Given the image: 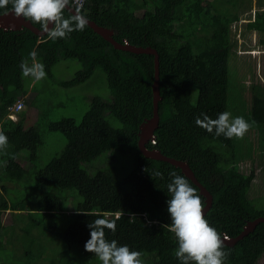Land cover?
Here are the masks:
<instances>
[{
    "label": "trees",
    "instance_id": "1",
    "mask_svg": "<svg viewBox=\"0 0 264 264\" xmlns=\"http://www.w3.org/2000/svg\"><path fill=\"white\" fill-rule=\"evenodd\" d=\"M258 4L253 21L246 27L260 34L264 46V0H258ZM240 8L242 0H88L80 10L90 21L113 30L117 42L127 40L131 46L157 51L160 123L154 134L155 144L150 142L147 148L188 163L213 197L205 218L222 236L230 238H237L248 222L264 217V208L257 207L249 193L256 172L251 168L250 174H244L240 165L246 159L254 161L259 153L264 170V85H253L249 106L240 93L236 91L232 96L231 91L233 47L227 40L232 24L240 19ZM10 10L11 5L0 9V14ZM65 15L71 13L66 9ZM34 25L41 30L40 25ZM33 51L51 79L60 61L81 63L82 70L73 79L60 82L65 88L84 84L98 68L102 69L112 99L93 98L89 106H84L86 113L81 123L71 117L51 120L45 109L31 128L27 127L23 111L18 114L20 119L13 121L8 116L9 108L26 94L20 64L22 60L31 63L29 53ZM154 80L153 55L115 49L88 25L82 32L74 31L55 41L47 35L40 38L28 29L0 28V131L8 137L5 149L13 154L1 153L6 159H2L5 174L0 175V182L27 178L28 170L19 159L26 151L28 158H38L44 130L61 134L67 141L63 151L36 174L34 181L27 180L30 190L25 193L26 200L10 203L8 189L4 186L0 191V252L22 241L24 247L26 243L30 245L25 252L27 259L19 264H36L40 260L35 254L44 250H34L41 237L38 230L34 237H30L32 231H25L27 236L19 240L14 238V231L8 230L6 245L3 244L7 228L1 221L4 212L26 207L52 220L46 233L67 246L53 264H101L84 249L89 239L86 225L98 217L115 220L116 232L106 230V239L141 251L145 264H179L175 257L177 242L169 230L167 184L171 172L185 175L170 163L145 157L138 146L140 126L153 117ZM234 100L242 110L240 116L250 122V130L257 136L256 147L245 136L250 144L247 154L240 151V139L215 137L195 123L201 113L213 119L224 111L232 113ZM109 117L123 128L113 127ZM108 153L113 158L117 154L131 156L133 165L126 176H119L122 168L91 165ZM102 159L107 162V158ZM88 169L95 170L94 174ZM156 172L162 175L156 176ZM189 182L205 203L200 189ZM70 191H77L82 201L67 214L63 194ZM75 251L81 252L79 260ZM225 251L229 253L226 264H258L264 256V223L235 246H226Z\"/></svg>",
    "mask_w": 264,
    "mask_h": 264
},
{
    "label": "rangeland",
    "instance_id": "2",
    "mask_svg": "<svg viewBox=\"0 0 264 264\" xmlns=\"http://www.w3.org/2000/svg\"><path fill=\"white\" fill-rule=\"evenodd\" d=\"M206 1L212 2L213 0ZM258 9V0H242V8L239 9L240 19L238 22L232 24L230 35L227 40L233 47L230 65L232 67L231 75L233 81L231 91H234L232 92V96L237 91V93L241 94L247 106H249L251 102V89L253 85L258 83L264 85V46L260 43V34L252 30L250 31L246 27L248 22L253 21L255 12ZM81 70L82 65L77 60H62L53 69V79L47 75L46 79L33 85L29 78H24V89L26 90V94L19 97V100L24 103V105L21 104V109H19V111H23V116L27 119L26 124L28 128L34 126V123L37 121L38 117H40L39 115L44 109L49 112L48 117L51 120L71 117L75 118L78 123H81L86 113L84 106H89L93 98L101 97L104 100L112 99L106 74L100 68H98L94 76L84 84L72 88H65L60 85L61 81H70ZM234 102L236 107L231 111L234 116H240L242 110H239L237 101L234 100ZM19 119L20 115H18L17 120ZM108 121L115 128H123V125L113 117H109ZM41 131H43V129ZM42 134L44 145L39 151L38 158L35 160L28 158L29 152L26 151L22 153L23 155L19 159L21 164L28 170L27 178L19 182H8L6 180L0 182V191H2L4 186L8 189L7 199L11 201L10 203L26 200L25 193L30 190L28 186L26 187L28 184L27 180L34 181L36 174L45 168L52 158L58 156L66 146L67 141L63 135L49 133L47 130H44ZM245 136L250 138L252 147L257 146V136L254 131L249 130ZM249 147L250 144L245 137L240 139V151L243 154H247ZM3 152L8 154L11 153L6 149L0 151V153ZM102 158H107V162ZM102 158V160L99 159L96 163L91 165L93 166L98 163L100 167L103 168L112 166L117 169L122 168V171L118 173L120 177L126 176L128 174L126 172H128L133 165L132 158L128 155L117 154V157L113 158L110 153H108L107 156ZM2 159H6V157L0 154V175L5 174ZM259 162V153H257L254 161L246 159L240 162V165L241 171L244 174H250L251 168L255 170L256 179L249 192L250 198L255 202L254 204L257 207L264 208V170ZM88 172L93 175L95 170L90 171L88 169ZM55 193L58 194L57 191H55ZM59 195L62 196L61 194ZM63 197L65 199L64 209L67 214H71V212H73L72 210L76 209L78 203L82 201L77 191L64 193ZM26 206L28 208L31 205L26 202ZM6 212H8V214L6 216L4 215L1 220L2 224H7V222L10 224L2 235L5 244V235L8 230L9 232H24L21 234H13L14 238L18 240L27 236L25 231L28 233L32 231V236L30 237H34V231L36 232L38 230L41 237L38 238V243L34 250H44V252L35 254V256L40 257V260L36 264H53L60 258L61 254L66 251L67 246L62 240L56 239L54 236L46 233L48 227L52 224V220L46 218L45 215L37 214L31 216L28 213L35 212V209L30 211L29 209L27 210L26 207L17 209L16 211ZM31 218L43 219V224L37 229V227L30 224ZM28 245L30 244L26 243L24 247L22 241L11 247L7 245L5 250L0 252V261L7 264L22 263L23 260L27 259L25 252ZM74 255L78 260L81 258L80 251H75ZM5 256H7V258H5ZM262 263L264 264V256L258 264Z\"/></svg>",
    "mask_w": 264,
    "mask_h": 264
},
{
    "label": "clouds",
    "instance_id": "3",
    "mask_svg": "<svg viewBox=\"0 0 264 264\" xmlns=\"http://www.w3.org/2000/svg\"><path fill=\"white\" fill-rule=\"evenodd\" d=\"M9 5H11V14L33 25H40L43 33L53 41L65 39L74 31L82 32L89 24L86 16L80 14V10H84L86 5L78 9L72 5V0H0V9H7ZM69 6L77 11L66 16L65 10ZM36 56V52L33 51L29 53L31 63L28 60H22L20 64L22 76L29 78L33 85L47 77L45 65L39 62ZM20 112L12 119L13 121H17ZM195 123L207 133L214 134L215 137L223 136L226 139H243L251 128L250 122L243 116H233L229 111L217 114L215 119L206 113H201ZM150 142L155 144L156 138ZM7 145L8 137L0 131V151H3ZM155 175L162 174L156 172ZM169 175L171 180L167 184L169 198L166 204L171 220L169 230L177 242L175 257L179 264H226L229 253L225 251V242L228 238L222 236L205 218V203L197 194L196 188L183 175L175 172ZM86 227L89 229V239L85 242L84 249L94 254L101 264H145L141 251L133 250L129 245L120 244L115 239H106V230L113 234L116 232L115 220L98 217L91 220Z\"/></svg>",
    "mask_w": 264,
    "mask_h": 264
},
{
    "label": "water",
    "instance_id": "4",
    "mask_svg": "<svg viewBox=\"0 0 264 264\" xmlns=\"http://www.w3.org/2000/svg\"><path fill=\"white\" fill-rule=\"evenodd\" d=\"M67 10L71 14L77 11L72 6H69ZM88 26L91 27L97 35L101 36L103 39L109 42L115 49L122 51H129L136 54H149L154 56L155 80L152 85L153 117L148 121L144 122L140 126L138 146L140 151L145 157L156 161L167 162L173 165L174 167L179 168L182 174H184L185 177L191 180L192 183L195 184L200 189V194L205 198L204 215L206 216L213 205V197L206 190V188L197 180L195 174L189 167L188 163L164 156L159 150L156 149L150 150L147 148V144L151 140L155 139L154 134L155 131L158 129L160 123L159 103L160 101H162V97L160 95V62L157 51L151 47L142 48V47L131 46L127 40H125L124 43H119L114 39L113 30L99 26L93 21L89 20ZM0 28L6 31L7 30L21 31L23 29H28L34 32L39 37H43L44 35H46L43 33L42 30L38 29L29 21L23 18L15 17L13 14H11V11L7 12V14L5 13L0 14ZM260 223H264V217H260L255 221L248 222L244 227L243 232L237 238H230L227 235H224L228 238L227 241L225 242L226 246H230V247L235 246L239 241L247 237L250 233L254 232L256 227Z\"/></svg>",
    "mask_w": 264,
    "mask_h": 264
},
{
    "label": "built area",
    "instance_id": "5",
    "mask_svg": "<svg viewBox=\"0 0 264 264\" xmlns=\"http://www.w3.org/2000/svg\"><path fill=\"white\" fill-rule=\"evenodd\" d=\"M87 0H72V5L78 9H82L85 7ZM21 104L23 105L22 102H17L14 104L9 110V117L11 119H14L16 117V114L19 113V109H21Z\"/></svg>",
    "mask_w": 264,
    "mask_h": 264
},
{
    "label": "crops",
    "instance_id": "6",
    "mask_svg": "<svg viewBox=\"0 0 264 264\" xmlns=\"http://www.w3.org/2000/svg\"><path fill=\"white\" fill-rule=\"evenodd\" d=\"M1 154V153H0ZM8 214V212H6L5 213V216ZM28 214H30L31 216H33V215H37L38 214V212L37 213H33V212H30V213H28ZM12 221H14V220H12ZM5 222V221H4ZM6 222H7V219H6ZM31 223L30 224H32L33 226H38V224H40V226L43 224V219L41 220V219H35V218H31V221H30ZM10 224H8V222H7V224L6 223H3V226H5V227H8ZM39 227V226H38ZM38 229V228H37ZM15 233H20V231L19 232H15ZM21 233H24V232H22L21 231ZM20 233V234H21ZM34 233H35V235H37V231L35 232L34 231ZM3 244L4 245H6L5 244V242L3 241ZM5 250V249H4Z\"/></svg>",
    "mask_w": 264,
    "mask_h": 264
}]
</instances>
